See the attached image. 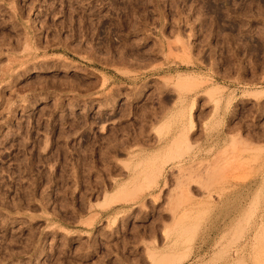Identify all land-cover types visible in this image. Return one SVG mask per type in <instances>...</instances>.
<instances>
[{
  "label": "rangeland",
  "instance_id": "374dc122",
  "mask_svg": "<svg viewBox=\"0 0 264 264\" xmlns=\"http://www.w3.org/2000/svg\"><path fill=\"white\" fill-rule=\"evenodd\" d=\"M261 91L264 0H0V264H264Z\"/></svg>",
  "mask_w": 264,
  "mask_h": 264
},
{
  "label": "bare ground",
  "instance_id": "6f19581e",
  "mask_svg": "<svg viewBox=\"0 0 264 264\" xmlns=\"http://www.w3.org/2000/svg\"><path fill=\"white\" fill-rule=\"evenodd\" d=\"M213 95H215V94H213ZM216 96V95H215ZM213 98H214V96H213ZM215 99V98H214ZM260 99H263V102H264V91H261L260 92ZM218 102V101H217ZM192 118V117H191ZM191 123V122H190ZM194 128V126H191V128H189V130L188 131H191L192 129ZM187 131V132H188ZM190 133V132H189ZM185 134V133H184ZM183 135V134H182ZM176 141V140H175ZM173 142H174V140H173ZM177 142V141H176ZM176 142H175V145H177L176 144ZM179 143H180V140L178 141ZM172 144V143H171ZM190 145V144H189ZM172 146V145H171ZM190 147V146H189ZM163 165V164H162ZM161 165V166H162ZM158 166V165H157ZM156 166V167H157ZM160 165H159V167H157L156 168V171L155 172H153L154 173V176H155V178L156 179H158L159 177H160V175L162 174V172H163V167L164 166H162L161 167ZM219 169V168H218ZM223 170V169H222ZM221 171V170H220ZM220 171L218 172V175H219V173H220ZM135 172V171H134ZM222 173H223V171H222ZM262 173V172H261ZM224 174V173H223ZM216 175V174H215ZM135 176V175H134ZM152 176V175H151ZM221 176V175H220ZM218 177V176H217ZM155 178H153V179H155ZM221 178H224V177H221ZM223 180V179H222ZM221 181V180H220ZM222 182V181H221ZM261 187V186H260ZM263 187V186H262ZM262 197V196H261ZM263 200H264V198H263ZM263 211V213H264V210H262ZM260 234H262V233H264V214L262 215V214H260Z\"/></svg>",
  "mask_w": 264,
  "mask_h": 264
}]
</instances>
